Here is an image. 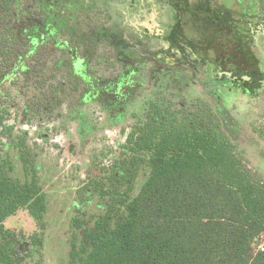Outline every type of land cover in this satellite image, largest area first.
<instances>
[{
    "label": "trees",
    "instance_id": "trees-1",
    "mask_svg": "<svg viewBox=\"0 0 264 264\" xmlns=\"http://www.w3.org/2000/svg\"><path fill=\"white\" fill-rule=\"evenodd\" d=\"M37 14L35 0H0V264L41 255L46 227L47 198L19 121L62 114L80 88L59 38L34 31ZM250 130V141L264 144V112ZM15 157L22 179L13 176ZM90 163L76 190L67 264H264V178L208 102L178 107L156 92L125 140L102 142ZM20 209L38 224L29 236L3 226Z\"/></svg>",
    "mask_w": 264,
    "mask_h": 264
},
{
    "label": "rangeland",
    "instance_id": "rangeland-1",
    "mask_svg": "<svg viewBox=\"0 0 264 264\" xmlns=\"http://www.w3.org/2000/svg\"><path fill=\"white\" fill-rule=\"evenodd\" d=\"M210 1L45 0L53 13H69L72 18L85 22L90 18L95 27L83 42L115 47L117 60H122L121 71L124 74L114 82L89 85L87 62L77 63L79 75L89 85H85L81 97L83 101L89 98L87 106L90 107L84 106V101L77 109L76 117L82 118L81 123L79 120H67L49 139L45 136L47 128L44 125H35L28 130V142L36 157L39 185L47 198V211L41 255L32 256L24 264H67L76 190L89 171L91 149L99 146V142H91V136L105 134L107 143L114 144L119 131L115 125L121 123L116 120L123 117L119 108L129 103L128 109L132 110L133 106L135 110L150 87L163 88L178 98L199 96L202 86L198 78L202 71L210 69L216 72L220 66L222 71L219 74L221 79H225L227 69L234 68L235 84H230L227 90H211L210 102L222 109L226 135L236 141L240 138L244 143L247 141L248 124L251 125L258 112L264 111V38L257 40V34L264 36V17H241L238 13L241 6L236 4L230 10L228 23L222 15L212 11ZM262 4L264 8L263 1ZM170 12L173 22H166ZM126 15L144 24L140 29L143 33L140 41H133V36L126 31ZM65 20L60 18L56 26L69 32L70 22ZM258 46L262 48L258 49ZM149 52L151 58L148 57ZM144 56L146 58L142 61ZM134 59H138V66L142 69L135 81L126 77V73L136 67L135 61L131 65ZM218 61L223 63L218 65ZM135 82L142 83L138 96H135L138 88L135 91L131 85ZM129 97L137 99L130 103ZM254 124L257 127L261 125L260 122ZM239 147L244 151L245 160L264 176V152ZM14 166L13 176L22 179L23 170L18 157L14 158ZM88 212H96L95 202ZM3 226L26 236L39 230L25 209L7 218ZM28 247V243H23L21 249Z\"/></svg>",
    "mask_w": 264,
    "mask_h": 264
},
{
    "label": "flooded vegetation",
    "instance_id": "flooded-vegetation-1",
    "mask_svg": "<svg viewBox=\"0 0 264 264\" xmlns=\"http://www.w3.org/2000/svg\"><path fill=\"white\" fill-rule=\"evenodd\" d=\"M35 1H36V6H37V12H38L37 14L38 22L35 21L36 24H35L34 31L35 32L41 31L43 35L50 36L52 38L53 37L59 38L60 46L66 48L68 51V54L71 56L72 69H73L74 74L77 76L79 80V87H80L77 91L74 106L70 109H66L62 114H56L52 118L46 117L43 121L36 122L31 126H27L19 121L18 126L26 134L27 139H29L28 130L33 129L35 125H37L38 127L41 125H44L47 128V131L46 130L44 131L46 133L45 136L49 139L50 136L52 135L54 136L56 132H59V128L65 125L63 124L65 123V121L69 120V121L75 122L79 120V123H81L82 118L80 117L79 119L76 116L78 114L77 113L78 107L80 106V104H82L81 102L85 101V100L84 101L82 100L81 96H82V91L84 88H86V86L89 87L90 84L97 85L100 83L101 85H103V82H114L119 77H122L124 72L121 71L122 60H119V59L117 60L115 47L112 48L110 46L108 48V47H104L103 45L102 46L99 45V43H95L92 45V42L90 43L83 42V38L89 35L95 27V25L90 20V18H89V21L87 20L85 22L84 20L81 21L79 18H72V16L69 13H64V12L63 13H53L50 6L48 5L47 7L45 0H35ZM197 1H202V0H196V2ZM262 1L264 2V0H211L210 6L213 8L212 11L218 12L219 16L222 15L223 19L227 20L226 22L229 23V20L231 17L230 10L236 4L241 6V9L239 8V11H238V13L240 14L239 16L241 17L242 16H245V17L257 16L260 19H262L264 17V8H263ZM39 14H41V19H40ZM62 17L66 18L65 20L66 22H70V24L68 25V29H70L69 32L67 31V29H63V28L58 29L56 26L57 21ZM72 20H74L75 22ZM168 20L170 22H173L172 12H170L169 15L167 16L166 22H169ZM142 25H144L142 24V22L140 23L136 22L132 20L129 15L128 16L126 15V28L125 29L129 34H131V36H133L132 40L135 42L140 41L142 39L141 35L143 33L142 31H140V29H142L141 28ZM259 48L261 49L262 47L258 46V49ZM129 50H131V48H129ZM262 50L264 51V47L262 48ZM95 57H98L99 64H100L99 66L96 65L97 62L94 61ZM148 57L151 58L150 52H149ZM143 58H146V56L141 58L142 61H143ZM138 59H136V61L134 59L131 64L133 65L135 61L136 63L135 69L132 70L131 72L126 73V77H132L134 81L137 79V74L140 72V70H142L138 66V62H137ZM84 60L87 62V68H86L87 75L86 76L89 79V85L88 83L87 85L84 83L83 79L79 75L78 69L76 68L77 63L79 64L81 63V61H84ZM221 63H223V61H218L217 64L219 65ZM156 64H158V62ZM158 65H161V64H158ZM221 71H222V67L219 66V69L216 72L212 70L210 71V69H207V71L204 70L200 73V77L198 79H199V83H201L202 89L199 91L201 92L200 94L203 96L191 95L190 98L181 96V98H183L181 99V98H178L177 95L175 96V95H172L171 93H167L168 91H166L163 88H153L152 89V87H150L149 88L150 90H148V93L145 94V97L142 98V100H140L138 107H136L135 109L136 110L135 113H134L135 110H133L135 107L132 106V110L128 109V106L130 105L129 103L126 104L123 108H119V111H121L123 117L120 120L119 119L116 120V121H121V123L118 125H115L116 126L115 128L116 129L118 128L119 131L116 137L117 140L114 144L107 143L105 134L98 135V136L91 134L93 135L91 136L92 138L91 142H95V141L99 142L98 147L101 146L102 142L108 145H111V146H117L119 143L123 142L125 140V136H126V132L128 128L132 126L133 123L138 119V117L141 115V112L144 106L148 103L152 95L155 94L156 92H161L162 94L167 95L170 99H172L175 102V104L178 107L182 106L183 103H186V102H195L198 100L206 101L213 107L214 111L218 114L219 118L223 121V118L221 116L222 109L219 107V105L210 102L212 101V97L209 96V94L211 93V90L213 91L221 90V89L227 90L230 84H235L236 77L234 74V68L230 67L227 69L228 73L224 74L225 79H221L222 77L219 74V72ZM243 79L245 80V77ZM131 85L133 87L132 89L134 90L136 87L138 88L137 89L138 91L135 90L137 92L135 96H138L139 94H141L140 93L141 90L139 89L141 88L142 83L135 82ZM143 86H146V85H143ZM135 99L137 98L129 97V102L132 103ZM88 102H89V98H87L86 101L84 102V104L86 103L84 106L90 107V106H87ZM258 113H262V112H258ZM247 131H248L249 137L245 143L242 138L236 141V139H233L232 137H229V136L228 137L235 144L237 150L240 153H242V155L244 154V151L243 152L240 151L241 149L239 146H242L244 149H247V150L250 149L252 152L256 150H260L264 152L263 143L258 144V143H253L252 141H250L251 138L254 136L251 133L249 124H248ZM225 133H226V130H225ZM56 145H58V143ZM98 147L93 146V148L91 149L89 153V165H88L89 168L91 165L90 162H91L92 153L95 150V148L97 149ZM249 166L254 169V167L250 165V163H249ZM88 170L89 169H87V171ZM257 172L259 173V171ZM259 174L264 178V176L261 173Z\"/></svg>",
    "mask_w": 264,
    "mask_h": 264
},
{
    "label": "clouds",
    "instance_id": "clouds-1",
    "mask_svg": "<svg viewBox=\"0 0 264 264\" xmlns=\"http://www.w3.org/2000/svg\"><path fill=\"white\" fill-rule=\"evenodd\" d=\"M262 38H264V36H261L260 34H257V40H261Z\"/></svg>",
    "mask_w": 264,
    "mask_h": 264
},
{
    "label": "built area",
    "instance_id": "built-area-1",
    "mask_svg": "<svg viewBox=\"0 0 264 264\" xmlns=\"http://www.w3.org/2000/svg\"><path fill=\"white\" fill-rule=\"evenodd\" d=\"M258 250H259V251H263V250H264L263 245L259 246V247H258Z\"/></svg>",
    "mask_w": 264,
    "mask_h": 264
},
{
    "label": "water",
    "instance_id": "water-1",
    "mask_svg": "<svg viewBox=\"0 0 264 264\" xmlns=\"http://www.w3.org/2000/svg\"><path fill=\"white\" fill-rule=\"evenodd\" d=\"M245 80H248V78H245Z\"/></svg>",
    "mask_w": 264,
    "mask_h": 264
}]
</instances>
